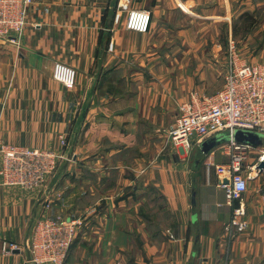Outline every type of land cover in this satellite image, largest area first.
I'll list each match as a JSON object with an SVG mask.
<instances>
[{
  "label": "crops",
  "instance_id": "obj_1",
  "mask_svg": "<svg viewBox=\"0 0 264 264\" xmlns=\"http://www.w3.org/2000/svg\"><path fill=\"white\" fill-rule=\"evenodd\" d=\"M130 9L149 11L146 33L125 29ZM259 10L264 13V0H33L18 40H0V141L56 149L66 134L76 153L74 171L120 179L99 198L102 206L91 194L94 180L81 187L90 182L81 174L70 183L62 178L46 212L32 190L0 185V264H26L25 251L4 252L2 243L24 246L41 212L84 218L87 231L66 264H264V169L234 204L245 207L246 229L230 234L231 208L214 169L228 161L221 146L204 154L200 144L210 138L184 149L161 133L190 92L221 86L215 80L224 72L225 42L199 32L211 25L237 29L240 18ZM257 28L264 32V15ZM57 62L75 70L73 89L52 79ZM131 150L132 191L152 188L161 197L167 226L159 232L140 214L144 199H113L134 183L119 161ZM100 159L117 161L103 169Z\"/></svg>",
  "mask_w": 264,
  "mask_h": 264
},
{
  "label": "built area",
  "instance_id": "obj_2",
  "mask_svg": "<svg viewBox=\"0 0 264 264\" xmlns=\"http://www.w3.org/2000/svg\"><path fill=\"white\" fill-rule=\"evenodd\" d=\"M33 0H0V37L14 41L23 33L26 26V14ZM150 25V13L141 9L127 11L125 29L130 32L144 34ZM232 54L231 64L234 66L227 75L223 88L213 97L192 96V103L181 108L182 116L172 125L169 131L173 145L203 141L212 136L226 134L229 139L221 145L223 153L228 157L224 165H215L218 187L222 190L225 204L231 208L230 219L225 230L228 233L243 232L247 223L245 207L234 206L246 193L251 173L257 174L258 165L264 162V147H254L235 142L232 134L235 130H248L264 134V66L237 64L234 41H229ZM76 72L72 67L57 62L52 69V78L65 89L71 90L75 85ZM195 95V94H193ZM0 154L9 165L18 158L22 167L28 168L30 162L42 157L36 151L18 149L12 146H0ZM254 162L249 164L250 159ZM28 159V160H26ZM26 161V162H25ZM224 180L227 182L224 183ZM18 180H14L16 182ZM7 183V182H6ZM79 221H46L39 234L47 239L43 248L50 255L53 246L64 252L70 239L75 235Z\"/></svg>",
  "mask_w": 264,
  "mask_h": 264
},
{
  "label": "rangeland",
  "instance_id": "obj_3",
  "mask_svg": "<svg viewBox=\"0 0 264 264\" xmlns=\"http://www.w3.org/2000/svg\"><path fill=\"white\" fill-rule=\"evenodd\" d=\"M263 10H259V12L255 15H250L252 17V20L250 22H245L246 18H240L243 20L242 23H237V29H234L232 26L231 28H227L224 25H211L210 30H206L203 33L199 32V36L203 34L204 38L209 39H219L225 42V46L223 49V52H225L226 56V63L224 67V72L220 75V78L215 81H220V88H218L217 91L214 93H208L203 91H192L190 92L185 98L182 99L181 103H179L177 108V114L173 121L167 125L165 128H162L161 133L166 136L167 143L172 144L169 136V131L171 130L172 125H174L177 120L182 116L181 108L187 104L192 103V96H196V94L200 97H213L218 91H220L223 86L224 82L226 80L227 75L232 71L234 66L231 64L232 61V54L231 50L229 48V41L233 40L235 45V52L237 57V64H247V65H262L264 66V32L257 33V24L263 18ZM244 25H247V29H244ZM201 34V35H200ZM257 34V35H256ZM250 37L248 40L247 38ZM19 38V37H18ZM11 41L9 39H5L0 37V40L3 41H10V42H16ZM55 64V63H54ZM214 68L218 67V63L211 64ZM210 65V69L212 68ZM54 66V65H53ZM200 66V65H199ZM203 68V67H202ZM201 68V69H202ZM53 79V78H52ZM54 80V79H53ZM55 81V80H54ZM201 80H196L195 85H200L199 83ZM60 84V83H59ZM67 90V89H66ZM195 94V95H193ZM88 135L91 136V134L88 132ZM223 135V134H221ZM216 135V136H221ZM224 136H228L224 134ZM214 137V136H212ZM210 137V138H212ZM163 140V139H162ZM206 140V139H204ZM227 140L219 144L221 146L223 143H225ZM164 145V143H162ZM72 145V144H71ZM101 144H99L100 147ZM103 147H108L109 149L114 146V144H106L105 142H102ZM150 144H147V146ZM189 147H186L183 144H178L176 147L179 148H186L191 149V144L189 143ZM0 146H12L14 148L18 149H26L30 151H36L41 154V158L38 161L30 162L28 168L22 167V160L15 158L14 161L9 165L6 160H4L3 155L0 154V185L6 186V187H18L23 190H32L37 194V197L39 198L38 203L40 204L42 208V212L49 211L52 207V199H53V191H55V188L58 186V181L60 182L62 178H66V181L70 183L69 178L73 180L74 176H78L79 174L82 175L84 181L85 179L87 181H90L89 183L82 182L81 187L90 185L92 180H94L92 187L93 189H97V191L91 192V194L94 197V201H97L99 204H102V206H105L104 199L101 202L99 198H105V195L107 193L111 192V189L115 188L118 180L120 177L117 175H105L103 171H101L100 176H95L92 174H89V171L87 170L88 175L83 171L80 173V171H74V168L76 167V162L74 161V153L73 149H70L69 143H67V137L66 134H60L57 148L51 149V148H30L25 146H18V145H12L8 143H4L0 141ZM175 146V145H174ZM93 149H96V145H92ZM163 149H165L163 147ZM97 150V149H96ZM103 151V150H101ZM100 151V152H101ZM94 152V151H93ZM135 151L131 150L128 151L126 156L120 157L119 161L120 163H124L125 166H128V173H124V178L127 180H131L134 178L133 172L131 169L133 168V161H134V155ZM146 160L148 161V151L146 152ZM93 161L94 158L90 157ZM254 158L251 157L250 160H253ZM28 160V159H26ZM78 160V158H77ZM109 163H108V162ZM103 160L100 159L99 166L100 168H103L107 165V168L112 164H116L117 160ZM26 162V161H25ZM118 163V162H117ZM76 172V173H75ZM144 172V170L141 171V174ZM78 174V175H77ZM253 175V176H251ZM250 179L254 178L257 174L251 173ZM86 177V178H84ZM14 180H18L14 182ZM133 181V185L131 187L126 188L122 192H119L118 195L114 194L113 199L119 198L121 196L125 198L129 197L130 202H134L136 200L144 199L145 202L141 205L140 214L146 217L147 221L146 225L151 231L159 232L164 227L167 226V217L164 213L160 212L158 209L162 207L161 203V197L157 194V191L153 190L152 188H146L145 190L138 192L132 191V186L135 185V180ZM7 182V183H6ZM121 182V181H120ZM79 183H81L79 181ZM56 185V186H55ZM51 187L50 189H48ZM107 188V193L105 192ZM52 190V191H51ZM85 192L83 189L81 192ZM97 192V193H96ZM89 195V193H88ZM90 196V195H89ZM129 202V203H130ZM93 203V202H92ZM130 206H132V203H130ZM132 209V208H131ZM134 209V208H133ZM41 212V215L34 220L31 234H29L28 241L24 244H21V246H17L14 243L11 242H3L2 243V250L4 252L10 253L13 250L22 249L27 253V257L25 259L26 264H66L68 262L71 249L73 247L74 242L78 239H80V235L83 234L82 232L87 231L85 229V222H83L82 218H68V217H48L47 215H44ZM139 212V211H138ZM144 212V214H143ZM43 215V216H42ZM70 220H77L79 221V226L75 229V235H73L72 239H70L68 245L66 246L64 252L61 254V250L59 247L53 246V252L58 253V255L51 256L50 253L45 248H43V245L47 243V239L42 238L39 232L41 231L43 224L48 221V223L54 222L57 223L58 221H70ZM81 228L83 230H81ZM89 230V229H88ZM81 232V233H80Z\"/></svg>",
  "mask_w": 264,
  "mask_h": 264
},
{
  "label": "water",
  "instance_id": "obj_4",
  "mask_svg": "<svg viewBox=\"0 0 264 264\" xmlns=\"http://www.w3.org/2000/svg\"><path fill=\"white\" fill-rule=\"evenodd\" d=\"M228 136H214L200 144V149L204 154H207L211 149L218 146L225 140H228ZM232 139L235 142L247 144L254 147H261L264 145V134L254 132V131H248V130H235L232 134ZM259 170L264 169V162L261 161L258 165ZM227 181L224 180V183ZM191 203L192 205L195 204V194L194 192L191 193Z\"/></svg>",
  "mask_w": 264,
  "mask_h": 264
},
{
  "label": "trees",
  "instance_id": "obj_5",
  "mask_svg": "<svg viewBox=\"0 0 264 264\" xmlns=\"http://www.w3.org/2000/svg\"><path fill=\"white\" fill-rule=\"evenodd\" d=\"M244 18H246L245 22H250V20H252V17L250 15H248V14H246ZM243 27H244V29H247L248 26L244 25Z\"/></svg>",
  "mask_w": 264,
  "mask_h": 264
},
{
  "label": "bare ground",
  "instance_id": "obj_6",
  "mask_svg": "<svg viewBox=\"0 0 264 264\" xmlns=\"http://www.w3.org/2000/svg\"><path fill=\"white\" fill-rule=\"evenodd\" d=\"M251 176H253V175H251Z\"/></svg>",
  "mask_w": 264,
  "mask_h": 264
}]
</instances>
